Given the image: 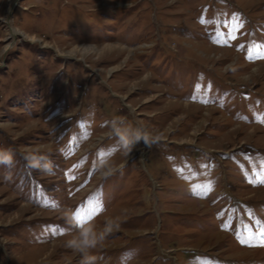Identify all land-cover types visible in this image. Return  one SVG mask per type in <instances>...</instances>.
<instances>
[{"label":"rangeland","instance_id":"obj_1","mask_svg":"<svg viewBox=\"0 0 264 264\" xmlns=\"http://www.w3.org/2000/svg\"><path fill=\"white\" fill-rule=\"evenodd\" d=\"M0 148V264H264V0H0Z\"/></svg>","mask_w":264,"mask_h":264},{"label":"clouds","instance_id":"obj_2","mask_svg":"<svg viewBox=\"0 0 264 264\" xmlns=\"http://www.w3.org/2000/svg\"><path fill=\"white\" fill-rule=\"evenodd\" d=\"M113 120L117 123L124 121L128 125H131V122L127 121L125 118L114 117ZM117 132L118 135L116 139L119 141L120 148L126 155H129L136 144L141 140L149 146L153 140V136L148 130H137L134 135H130L126 127L124 130L117 128ZM23 159L25 161V168L27 169L50 172L54 167L50 156L40 151L25 153ZM14 165L15 151L11 148H0V167L9 168ZM122 169L123 165H121V170ZM111 174L112 172L110 170L104 172L106 177ZM65 218L69 224L75 225L78 229L77 233L72 235L66 242V246L81 256L80 264H97L98 257L93 253L102 246L108 235L119 228V220L108 218L104 221L103 228L97 231L94 227L90 226L92 223L91 221L84 225H80L74 216V211L67 212Z\"/></svg>","mask_w":264,"mask_h":264},{"label":"snow or ice","instance_id":"obj_3","mask_svg":"<svg viewBox=\"0 0 264 264\" xmlns=\"http://www.w3.org/2000/svg\"><path fill=\"white\" fill-rule=\"evenodd\" d=\"M203 22L204 21H202V23ZM99 210V208H96L95 210H85L83 207H78L74 213V216L80 225H84L87 221L92 219ZM261 232L264 233V228L261 229ZM261 242L264 243V238H262ZM241 243H247V240L241 239Z\"/></svg>","mask_w":264,"mask_h":264}]
</instances>
